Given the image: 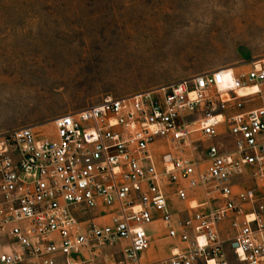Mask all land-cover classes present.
Masks as SVG:
<instances>
[{
  "label": "built area",
  "instance_id": "built-area-1",
  "mask_svg": "<svg viewBox=\"0 0 264 264\" xmlns=\"http://www.w3.org/2000/svg\"><path fill=\"white\" fill-rule=\"evenodd\" d=\"M245 66L105 94L54 118L51 139L1 133L0 264H227L223 222L237 261L264 264V57ZM154 239L177 252L153 260Z\"/></svg>",
  "mask_w": 264,
  "mask_h": 264
},
{
  "label": "rangeland",
  "instance_id": "rangeland-1",
  "mask_svg": "<svg viewBox=\"0 0 264 264\" xmlns=\"http://www.w3.org/2000/svg\"><path fill=\"white\" fill-rule=\"evenodd\" d=\"M261 57L264 0H0V127L35 126L37 136L51 139L52 117L105 94L129 96L216 68L244 72ZM168 149L156 141L157 162ZM219 232L224 261L240 264L229 223ZM178 246L154 239L148 256L161 260Z\"/></svg>",
  "mask_w": 264,
  "mask_h": 264
},
{
  "label": "crops",
  "instance_id": "crops-1",
  "mask_svg": "<svg viewBox=\"0 0 264 264\" xmlns=\"http://www.w3.org/2000/svg\"><path fill=\"white\" fill-rule=\"evenodd\" d=\"M193 74L194 73V71L192 70V71H190V74ZM202 73V72H201ZM196 74H199V73H196ZM193 75H195V74H193ZM1 80H2V78H1ZM162 85H165V84H162ZM162 85H157V86H155V87H159V86H162ZM155 87H152V88H155ZM152 88H150V89H152ZM147 90H149V89H147ZM144 91H146V90H144ZM142 92V91H141ZM136 94V93H135ZM84 109V108H83ZM81 110V109H80ZM61 115H63V114H61ZM58 116H60V115H58ZM58 116H55V117H52L53 119L54 118H56V117H58ZM16 127V126H15ZM15 127H13L11 130H15V129H19V128H22V127H19V128H15ZM6 131H10V130H4L3 128H1L0 127V134L1 133H4V132H6Z\"/></svg>",
  "mask_w": 264,
  "mask_h": 264
},
{
  "label": "bare ground",
  "instance_id": "bare-ground-1",
  "mask_svg": "<svg viewBox=\"0 0 264 264\" xmlns=\"http://www.w3.org/2000/svg\"><path fill=\"white\" fill-rule=\"evenodd\" d=\"M246 92H248V91L247 90H241L239 93L243 94V93H246ZM209 264H216V262L210 261Z\"/></svg>",
  "mask_w": 264,
  "mask_h": 264
},
{
  "label": "water",
  "instance_id": "water-1",
  "mask_svg": "<svg viewBox=\"0 0 264 264\" xmlns=\"http://www.w3.org/2000/svg\"><path fill=\"white\" fill-rule=\"evenodd\" d=\"M237 247H238V245H237L236 243H233V244L231 245L232 250H235Z\"/></svg>",
  "mask_w": 264,
  "mask_h": 264
}]
</instances>
